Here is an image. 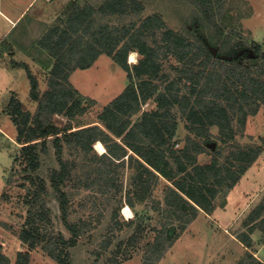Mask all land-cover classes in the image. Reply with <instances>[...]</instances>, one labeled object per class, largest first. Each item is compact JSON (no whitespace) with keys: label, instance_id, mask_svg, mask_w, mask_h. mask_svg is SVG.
Masks as SVG:
<instances>
[{"label":"trees","instance_id":"obj_1","mask_svg":"<svg viewBox=\"0 0 264 264\" xmlns=\"http://www.w3.org/2000/svg\"><path fill=\"white\" fill-rule=\"evenodd\" d=\"M191 1L219 31L221 27L214 21L221 0ZM143 10L139 0H106L100 7L75 6L61 24L49 28L39 41L54 59L45 92L40 93L38 79L28 70L30 96L37 102L36 110H26L18 98H11L14 109L10 116L21 144V160L30 172L24 178L32 184L27 186V197L33 209L18 234L31 248L43 244L60 264H69L68 249L77 244L85 228V221L81 224L68 218L70 197L65 186L72 177V166L64 157L63 140L75 139L87 154L98 142L105 145L106 151L99 155L102 189L117 185L110 175L126 164L135 167L139 171L137 178L143 179L144 194L140 199L148 195L154 179H164L168 184L167 204L180 209L179 218L183 221L196 215L197 206L210 213L217 192L234 187L263 152L261 147L230 145L243 131L248 117L264 106V64L260 62L264 52L260 45L237 41L230 53L232 58L223 59L221 54L215 55L204 37L192 39L171 29L156 14L142 17ZM128 13L136 18L123 26L113 27L104 20L110 15ZM158 31L160 38L148 42L147 37ZM248 48L256 63L250 67L246 63L247 53L239 52ZM132 51L140 55L133 65L128 62ZM102 54L110 55L127 72L128 85L104 106L94 123L74 125L76 117L87 110L84 102L94 100L87 99L73 86L70 75L78 68L91 67ZM166 63L170 71L166 70ZM151 102L153 107L144 108ZM179 114L186 118L189 132L181 146L175 139ZM59 115L66 117L67 122L57 124L55 117ZM214 125L219 128L216 135L212 131ZM51 136L59 167L50 169L48 185L36 171ZM210 143L216 144L212 160L200 164L198 156L207 151ZM227 144L231 150L224 156L222 145ZM86 180L87 186H92V179ZM118 187L108 192L116 194ZM50 188L60 204L70 237L50 227L53 221L45 197ZM6 196L4 193L3 197ZM184 204L194 213L182 211ZM127 205H134L131 197ZM257 209L260 216L264 205ZM116 216L117 213L112 217L111 228L118 223ZM238 238L250 246V241ZM174 241L157 236L156 252L161 255L167 244ZM108 245L104 242V249ZM3 258L0 255V264H7ZM240 264L264 263L249 253Z\"/></svg>","mask_w":264,"mask_h":264},{"label":"rangeland","instance_id":"obj_2","mask_svg":"<svg viewBox=\"0 0 264 264\" xmlns=\"http://www.w3.org/2000/svg\"><path fill=\"white\" fill-rule=\"evenodd\" d=\"M81 1H85L84 5L90 3L94 7H100L106 0ZM139 1L144 8L142 17L156 14L171 29L192 39L204 37L206 44L211 45L209 47L215 55L221 54L223 59L232 58L230 53L234 43L241 40L258 43L264 52V0H221L220 6H216L214 21L220 25L219 31L215 30L213 22L204 17L199 6L191 0ZM135 18L133 13H128L110 15L104 20L110 26L118 27L129 24ZM139 24L140 21L137 20V26ZM47 27L29 26L27 36L22 35L17 38L16 42L13 41L17 47L25 48L19 57L29 61L30 67L26 66V72L18 73L17 78H11L10 87H8L7 75L9 69L14 66V56L17 52H10L8 47L11 44L7 40L0 41V68H2L0 70V91L3 89L6 91L5 96H2L0 92V255L4 256L2 260L7 264H60L49 254L43 244L31 248L19 237L18 233L27 222L29 211L33 209L27 197V186L32 184L24 178L30 172L26 169V163L21 160V144L17 141V131L10 116L14 109L12 97L18 98L24 109L31 112L36 110L37 102L30 96L28 70L38 79L41 94L48 88V78L54 59L38 52L39 48H43L39 41ZM160 35L161 31H158L156 35L148 36V42L153 43L154 38L158 40ZM11 50L14 51L15 48ZM26 51H29L32 57H29ZM239 52L241 55L244 52L247 53L248 67L256 64L252 58L254 53L250 48ZM130 55H128V62ZM134 55L135 61L132 63L140 59V55L137 53ZM236 57L238 58L239 55ZM33 58H37L39 62H34ZM173 60L176 61V59ZM260 62L264 64V59ZM166 70L170 71L168 63H166ZM70 79L82 95L94 100V103L89 100L84 102L87 110L76 117L74 125L94 123L98 120L104 106L124 90L128 80L127 72L107 54L100 55L87 69L74 70ZM153 106L154 103L151 102L144 108ZM55 118L57 124L67 122L64 116L59 115ZM178 123L179 129L175 139L181 146L188 133L185 126L186 118L179 114ZM236 126L239 128L238 125ZM212 131L216 135L219 128L214 125ZM53 140V136L47 139L49 148L41 153L40 167L36 171L45 178L48 185L50 169L59 167ZM231 143L233 144L230 145L263 149L251 166L253 168L251 171L256 172L253 180L256 185L254 189L259 194L256 203L263 204L264 106L260 107L257 114L248 117L243 131L238 132L236 139ZM215 145V143H210L207 147L213 149ZM227 145H222L224 156L231 150V146ZM63 146L64 157L71 161L72 166V177L65 186L70 197L68 218L77 223L85 221L84 233L79 237L77 244L68 249L69 264H240L246 258L247 250L241 244L242 247H240L239 242L235 240V237L240 235L239 231H242L243 218H240L229 229L232 235L222 231L218 232L217 226L209 222L211 220L197 216V213L191 220L183 221L179 218L180 209L171 208L167 204L168 184L164 179H154L148 195L142 199L139 198L144 194L141 187L143 179L137 178L139 171L135 167H128V164L111 173L110 178L117 185L110 188L106 186L102 189L104 187L103 175L100 172L102 161L99 160L102 152L96 149V145H93L94 150L89 154L81 150L75 139L63 140ZM210 159L211 156L207 154L203 155L200 161L208 162ZM116 172L118 174L115 177ZM9 177H12L11 181H8ZM87 177L92 179V186H87L86 183H89L86 180ZM21 183H25L26 186H21ZM117 187L120 191L116 194L108 192L111 188L115 190ZM49 190L50 194H45V197L49 209L48 214L53 221L50 227L70 237L71 233L62 219L60 204L52 195V189ZM4 193H7L6 197H3ZM129 197L134 201V205L130 206L132 209L130 216L124 210L128 206ZM181 209L189 212L190 215L194 213V210H190L185 204ZM115 213H117L115 222L118 223L111 228L112 217ZM157 236L164 240L166 237L175 240L167 244L165 250L161 251V255L154 247ZM106 241L109 245L104 249ZM250 250L251 253L256 254V256L253 254L256 259L258 256L264 258V234L256 238Z\"/></svg>","mask_w":264,"mask_h":264},{"label":"crops","instance_id":"obj_3","mask_svg":"<svg viewBox=\"0 0 264 264\" xmlns=\"http://www.w3.org/2000/svg\"><path fill=\"white\" fill-rule=\"evenodd\" d=\"M84 4L85 1L81 0H0V41L7 40L11 44L10 47H8V49L10 48V52H17L16 56H14V66H12V69L10 68L11 70L9 69L7 75V79H9L8 87L11 86V78H17L18 73L21 74L24 71L26 72V69L23 65H27L30 67L29 61H26L25 59H21L19 57L23 53L22 51L25 48L17 47V45L14 43L16 42L18 37H22V35H28L27 27L32 25H39L44 27L48 26L45 32L42 34L43 37L50 26L53 27L54 25L61 24L62 19L65 18V16L70 10H72L75 6H84ZM22 39L27 40L26 38ZM11 48H15L16 51L11 50ZM38 52L44 53L49 57H52L49 54L48 50L44 48H39ZM132 52L138 54V52L136 51ZM132 52H130V54ZM4 54L5 56H7L6 53ZM26 54L29 57H32L30 56L29 51H26ZM32 60L36 63L39 62L37 58H33ZM137 62L132 63L129 60V63L131 65L136 64ZM0 70H2V68H0ZM12 71L14 72L12 73ZM128 82L129 81L127 80V85ZM3 91L4 89L0 92H2V96H5L6 91ZM188 134L189 132L187 133V135ZM206 149V152H203L198 156L200 164H209L212 160V154H214L213 149L215 148L210 149L209 147H206ZM222 153L224 154V149L222 150ZM207 154L211 156V159L208 162H201V157ZM222 159L223 158H221V160ZM251 169L253 168L251 167L247 170L246 173L242 175L241 179L234 187L230 188L229 190H226L224 188L223 190L217 192L216 196L212 200L213 205L211 206L212 209L210 210V213L204 210L203 208L197 206V216L200 215L208 221L211 220L209 222L217 226L218 232L222 231L226 234H231L229 229H231L234 226L235 222H237L240 218H243L244 220L242 222V231H239L240 233L236 232L240 235L235 237V240L239 242V245L241 244L247 250V255L251 253L250 247H253V244H255L256 242V238L261 234H264V220H262L264 218V210H262L263 214H260L259 216V211L257 208L260 207L262 203H256V200L259 195L258 191L254 189L256 185L253 180L256 177V172H252ZM238 237H240L244 241H250V246H246L245 243ZM241 245L240 247H242ZM252 254L256 256L255 253ZM257 258L262 263H264V258L260 256H258Z\"/></svg>","mask_w":264,"mask_h":264},{"label":"bare ground","instance_id":"obj_4","mask_svg":"<svg viewBox=\"0 0 264 264\" xmlns=\"http://www.w3.org/2000/svg\"><path fill=\"white\" fill-rule=\"evenodd\" d=\"M135 53L134 52H132L131 53V57H130V61L131 62H134L135 61V55H134ZM96 149L99 151V152H105L106 151V147H105V145L102 143V142H98L97 144H96ZM125 213L126 214H128L129 216H130V214H132V209H131V207H130V205H128V206H126L125 207ZM125 214V215H126Z\"/></svg>","mask_w":264,"mask_h":264}]
</instances>
